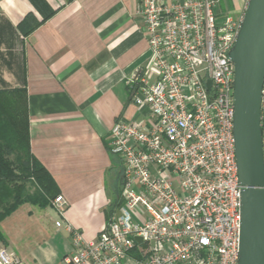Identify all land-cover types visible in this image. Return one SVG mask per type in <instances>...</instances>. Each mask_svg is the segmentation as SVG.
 I'll return each mask as SVG.
<instances>
[{
  "label": "built area",
  "instance_id": "obj_1",
  "mask_svg": "<svg viewBox=\"0 0 264 264\" xmlns=\"http://www.w3.org/2000/svg\"><path fill=\"white\" fill-rule=\"evenodd\" d=\"M224 1L139 0L148 56L126 81L138 116L118 118L108 141L122 162L120 202L94 240L66 223L72 250L58 264H238L229 51L244 10L233 15ZM260 127L264 162V79ZM50 203L60 226L66 200ZM0 264L22 261L0 245Z\"/></svg>",
  "mask_w": 264,
  "mask_h": 264
},
{
  "label": "crops",
  "instance_id": "obj_2",
  "mask_svg": "<svg viewBox=\"0 0 264 264\" xmlns=\"http://www.w3.org/2000/svg\"><path fill=\"white\" fill-rule=\"evenodd\" d=\"M41 1L45 14L34 0H0V90H23L30 152L66 200L60 226L51 205L27 201L0 221V245L22 264H58L72 250L66 223L85 240L103 229L122 175L109 131L138 116L126 81L148 56L139 0Z\"/></svg>",
  "mask_w": 264,
  "mask_h": 264
},
{
  "label": "water",
  "instance_id": "obj_3",
  "mask_svg": "<svg viewBox=\"0 0 264 264\" xmlns=\"http://www.w3.org/2000/svg\"><path fill=\"white\" fill-rule=\"evenodd\" d=\"M229 57L234 64V152L242 185L238 264H264V162L260 127L264 0H247ZM206 86L209 88L210 80ZM135 239L141 240L138 236Z\"/></svg>",
  "mask_w": 264,
  "mask_h": 264
},
{
  "label": "trees",
  "instance_id": "obj_4",
  "mask_svg": "<svg viewBox=\"0 0 264 264\" xmlns=\"http://www.w3.org/2000/svg\"><path fill=\"white\" fill-rule=\"evenodd\" d=\"M34 4L40 12L47 13L42 9L44 4L41 0H34ZM31 28L33 25L27 30ZM15 148L22 149L21 152L24 151L26 156L21 158V154L17 155L19 165H12L6 157ZM14 169H18V172L15 173ZM31 178L35 181L32 191L25 188L26 182ZM121 181L122 175L107 216L120 202ZM57 194V187L50 174L30 152L28 113L23 90H0V221L23 202L44 207L50 205Z\"/></svg>",
  "mask_w": 264,
  "mask_h": 264
},
{
  "label": "rangeland",
  "instance_id": "obj_5",
  "mask_svg": "<svg viewBox=\"0 0 264 264\" xmlns=\"http://www.w3.org/2000/svg\"><path fill=\"white\" fill-rule=\"evenodd\" d=\"M221 6H222V8H223V2H221ZM21 147V145L19 146V148ZM21 150L22 149H14V151H12V153L11 154H7L6 155V157H7V159L10 161V162H12V165H19L18 164V159H17V155H19V154H21V158H25L26 156L24 155V151L23 152H21ZM14 172L15 173H17L18 172V169H14ZM34 179L33 178H31L28 182H26V184H25V188H26V190H33V188H34ZM113 197H115V194L113 195ZM51 204V203H50ZM56 219L57 220H59L60 221V218L57 216L56 217Z\"/></svg>",
  "mask_w": 264,
  "mask_h": 264
}]
</instances>
